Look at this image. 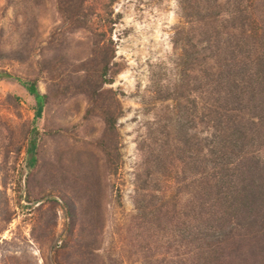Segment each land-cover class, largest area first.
Masks as SVG:
<instances>
[{"label":"rangeland","instance_id":"rangeland-1","mask_svg":"<svg viewBox=\"0 0 264 264\" xmlns=\"http://www.w3.org/2000/svg\"><path fill=\"white\" fill-rule=\"evenodd\" d=\"M71 7L76 14L64 0H0V72L36 79L48 95L36 117L35 97L19 80L0 77V264L190 262L192 246L179 248L176 239L190 227L192 195L174 196L179 142L158 120L172 106L162 95L188 77L173 42L179 0H71ZM112 52L114 79L99 88L98 108L90 84ZM203 68L199 62L190 80ZM110 103L119 113L115 129L105 120ZM190 125L199 139L213 129L201 112ZM33 129L37 163L29 167ZM151 149L173 151L158 186L169 196L161 201L157 188L145 214L135 183ZM254 258L249 264L259 263Z\"/></svg>","mask_w":264,"mask_h":264},{"label":"trees","instance_id":"trees-1","mask_svg":"<svg viewBox=\"0 0 264 264\" xmlns=\"http://www.w3.org/2000/svg\"><path fill=\"white\" fill-rule=\"evenodd\" d=\"M64 2L76 14L78 7H71V0ZM179 3L182 22L173 42L180 58L186 59L183 72L188 77L162 95L172 106L164 115L167 118L158 119L172 126L179 142L173 151L183 164V175L175 173L171 178L174 196L192 195L185 204L191 210L187 213L190 227L179 231L180 242L176 239L179 248L192 246L191 260L175 264H249L253 257L264 264V0ZM203 43L207 55L202 58L199 47ZM113 56L114 52L102 58L95 82L90 84V97L98 108H103L99 88L114 79ZM209 58H213L210 64ZM199 62L204 68L190 80L189 73ZM2 76L25 86L36 99V117H40L48 95L40 92L37 80H23L7 71H1ZM104 108L107 127L115 129L119 113L112 103ZM200 112L213 128L201 139L190 133L193 116ZM37 147L33 129L26 145L29 167L37 163ZM151 152L154 158L136 174L135 183L136 203L145 214L151 211L148 201L158 197L157 190H163L161 201L169 196L166 187L158 186L165 180L162 174L171 152ZM175 208L177 212V204ZM194 221L200 224L192 225Z\"/></svg>","mask_w":264,"mask_h":264}]
</instances>
